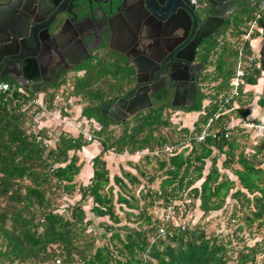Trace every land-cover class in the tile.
<instances>
[{
    "label": "trees",
    "instance_id": "trees-1",
    "mask_svg": "<svg viewBox=\"0 0 264 264\" xmlns=\"http://www.w3.org/2000/svg\"><path fill=\"white\" fill-rule=\"evenodd\" d=\"M257 7L258 3L233 12L224 21L219 35L226 37L229 29L237 35H242V26L254 19ZM257 25H264V10ZM259 34L255 31L251 39L257 38ZM215 45L216 42L211 45L210 51ZM220 45L222 50L214 70L211 75L208 73L203 76L201 82L206 79L220 81L215 90L225 92L229 88L228 82L234 71L232 59L236 57V45L226 41V38ZM244 49L245 54H251L249 42L244 44ZM115 67L114 63L107 61L99 74L108 75ZM259 77L260 70L253 69L244 76L243 81L246 85L253 86ZM90 79L91 77L76 79L71 93L73 96L83 95L89 101L80 110V117L92 121L98 127L94 134L101 146V152L91 159L93 174L87 185L75 182L82 167L76 153L90 143L86 142L82 135L74 137L55 130V141L51 149L45 151L35 143L32 135L26 133L28 111H23L18 103L20 99H26L33 93L27 96V93L12 81L3 80L13 88V97L8 99L6 94L0 93V264H54L56 259H60L61 264H228L225 247L216 239L207 237L198 227L188 226L181 229L180 226L171 225L163 235L165 238L157 237L155 241H149L152 232H158L167 225L162 223L156 227L158 221H151L144 208L139 211L137 217L149 226L147 229L123 225L119 227L124 231L121 235L119 229L107 225L105 230L110 232L108 244L94 247L93 241L88 242L85 227L89 221L85 220L86 213L77 202L91 199L90 211L96 217H107L112 224L120 222L119 215L115 213V203L124 204L130 210L139 209V199L125 193L129 192L130 186L140 185L141 180L125 171H122V176L127 183L123 178L114 176V185L120 192L114 202L113 187L109 185V172L106 163L101 159L102 155L109 151L118 155H134L136 151H151L164 143L174 141L157 132L170 126L162 108L137 114L133 117L132 127H129L127 121L119 124L107 116H102V106L107 102L112 104L115 99H108L107 93L112 97L124 88L99 86L92 89ZM57 88L58 86L54 89ZM242 89L243 87L240 88ZM250 96L249 94L247 100L239 105L242 116L248 114L244 107L250 102ZM202 101L203 95L200 93L196 105L184 111H200ZM258 102L260 106H264V99ZM203 121L204 118H201L194 124L195 130H198ZM111 126L121 127V132L115 135L110 130ZM188 131L187 128L179 129V137ZM260 141V150L255 154L263 155L264 137H261ZM236 148L234 138L224 142L208 139L203 144H192L187 155L183 152L170 158L169 164L157 157L155 160H160L159 167L165 170V178L159 185V191L152 192L149 206H152L155 198H163L165 202L173 200L182 191L201 180L199 187L190 191L193 198L198 200V209L203 215H207L221 210L229 192L239 185L230 197L238 203L239 211H245V226H264V169L255 167L252 159L246 157L243 152L235 154ZM215 150L224 153L221 165L223 169H232L235 162L240 165L241 169L233 170L238 183L220 173L216 165L218 154H213ZM83 151L86 154L87 149ZM147 157H138L136 161L141 176L144 170L140 166ZM209 158L208 172L203 174L206 160ZM121 189L126 192L120 191ZM55 191L67 194L77 192L79 199L70 208L69 217L56 209L50 197ZM150 196L147 191L140 199L145 200ZM132 201H135L134 204ZM133 216L135 214L132 212L126 213L128 218ZM159 234L157 233L158 236L161 235ZM246 250L238 255L233 264H255L257 247ZM138 253L146 255L147 259L137 257Z\"/></svg>",
    "mask_w": 264,
    "mask_h": 264
},
{
    "label": "flooded vegetation",
    "instance_id": "flooded-vegetation-1",
    "mask_svg": "<svg viewBox=\"0 0 264 264\" xmlns=\"http://www.w3.org/2000/svg\"><path fill=\"white\" fill-rule=\"evenodd\" d=\"M185 1V7L179 0L163 11L153 0L152 15L143 0H12V22L21 38L12 43V56L0 63V79L25 92H49L67 76L94 75L97 83L108 78L105 86L124 88L108 97L115 99L102 106V116L108 117L106 107L128 93L127 100L138 94L147 95L150 103L152 97L165 103L147 110L193 114L184 110L200 96L211 52L221 44L229 1ZM107 61L116 67L100 75Z\"/></svg>",
    "mask_w": 264,
    "mask_h": 264
},
{
    "label": "rangeland",
    "instance_id": "rangeland-1",
    "mask_svg": "<svg viewBox=\"0 0 264 264\" xmlns=\"http://www.w3.org/2000/svg\"><path fill=\"white\" fill-rule=\"evenodd\" d=\"M241 29H247V24L243 25ZM226 41H231L234 43V46L238 43H241V37L240 35H237L232 29H229L227 31L226 35ZM234 58V57H233ZM232 61H235V58L232 59ZM217 63V62H216ZM211 75V73H210ZM94 75H91V86L92 89L99 88V86L104 88L105 82L108 80V78H105L101 83H97L98 81L94 78H92ZM76 78L72 76H67L66 81L63 83L62 86L58 87L57 89H52L49 92H44L45 97L47 99H50V96L52 95H60L62 96L63 100L68 101L69 104H67V107L70 111H72L70 114L66 115V119L64 123L61 124L57 122L50 121V119H47L45 121V125L51 124V122L54 123V125L51 127V130L54 129L56 131H61L63 128L70 133L72 136H77V131L85 132L86 134L93 135L92 141L89 142V145H92L93 141H96L95 137V130L98 128L95 123L92 121H87L86 119L80 117V110L86 106L89 101L83 97V95L79 96H73L71 95L73 91V84L75 83ZM41 91H39L40 93ZM107 96H110V93H107ZM49 103V102H48ZM57 113V112H56ZM63 115H61L62 117ZM60 117V118H61ZM164 117H166L169 120L170 126L168 128H161L157 132H159L161 135L168 136L169 138L173 139L174 141H177L179 138V129H184L191 126L193 122L197 119L196 113H188V114H182L177 113L176 111H173L172 114H165ZM63 118V117H62ZM129 123V127L133 126V118L127 120ZM43 125V124H42ZM67 125L68 127H65ZM68 128L70 131H68ZM110 130H112L115 135H118L121 131V127L119 126H111ZM235 135L232 136V138ZM181 137V136H180ZM85 141L86 139L83 138ZM87 142V141H86ZM92 143V144H91ZM81 152V151H80ZM78 154V162L81 163L82 161L84 163H88V158H82ZM142 157V155H141ZM146 157V156H145ZM223 159V156L218 155V159ZM160 160L150 159L147 157L145 161L141 164L140 168L144 170V174L141 176L139 173V170L136 171L137 175L139 176V179L141 180L140 185H133L129 192L123 191L122 189L120 191L128 193V195H132L133 198L139 199L138 200V207L139 209L130 210L125 207L124 204H117L115 203V213L119 215L120 222L118 224H112V222L109 221L107 217L99 218L96 217L91 211L92 202L91 199H86L84 201H79V203L82 208L84 209L86 213V221H89L88 224H86V237L88 242L93 241L94 247L108 244V238L110 236V232H107L105 230L107 225H112L113 227H116L119 229V227L123 225H127L128 227L132 228H143L147 229L149 227L148 225L143 224V220L141 218L138 219L137 215L141 209L146 210V214L150 216L151 221L157 220L158 223L156 224V227L162 223H165L164 219V211L166 207V202L163 198L156 199L152 206H149L150 199H152V192L159 191V185L161 181L165 178V174L163 169H160L159 163ZM218 164V162H217ZM220 164V163H219ZM218 164V165H219ZM209 166V161L207 160L205 163V167L203 170V174L206 173L207 167ZM134 167V164L129 162V169H132ZM234 167V166H233ZM232 169H222L220 166H218V169L220 173H224L227 177H229L231 180L235 179L233 175ZM134 169V168H133ZM136 170V169H135ZM125 172L130 173L129 170H126ZM119 176L122 178V171L119 173ZM141 176V177H140ZM143 178V179H142ZM152 179V180H151ZM124 180V178H123ZM127 181V180H126ZM200 181H196L192 186H190L189 189H186L185 191L181 192L179 196L171 201V207H172V219H170L172 226L168 225L164 228V233L169 230L171 227H198L203 230L205 235L207 237H211L212 239H216L218 243L222 244L226 249V259L228 260V264H233L235 260L238 258V255L240 253H245L247 250L251 247H257V254L255 256V264H264V226L257 227L256 224H253L251 227H246L244 220H243V213L245 211H239L238 203L234 198L230 197V194L233 193L237 188L235 186L234 189H232L229 193V196L225 200V204L222 207L221 210L216 212H211L207 215H203L202 212L198 209V200L193 198V195L190 191V189L194 187H199ZM129 186V185H128ZM114 190L117 191L116 188L113 187ZM148 191L150 197L146 198L145 200H141L140 198L142 195H145ZM113 195L115 197V193L113 192ZM49 196V195H48ZM50 197L52 201L54 202V205L58 212L64 213L66 217H69V211L70 208L76 204V201L79 199V196L77 192L72 194L62 193L60 191H55L53 194H50ZM135 201H132L131 203L134 204ZM132 212L135 214L133 217H126V213ZM9 224V222H8ZM162 227V226H161ZM121 235L124 234V231L122 229L118 230ZM158 232H152L151 236L148 238L149 241H155L157 237H160L161 239L165 238L162 234L160 236L157 235ZM117 246L119 245L116 243ZM110 247V246H109ZM137 257H142L144 259H147L146 255H141L138 253ZM50 264V263H46ZM52 264V263H51Z\"/></svg>",
    "mask_w": 264,
    "mask_h": 264
},
{
    "label": "built area",
    "instance_id": "built-area-1",
    "mask_svg": "<svg viewBox=\"0 0 264 264\" xmlns=\"http://www.w3.org/2000/svg\"><path fill=\"white\" fill-rule=\"evenodd\" d=\"M263 10L264 0L258 3L257 11L254 12V19L247 23V29H244L243 34L240 35L241 43L236 45L234 71L228 82V90L225 92H217L215 90L220 81L215 82L210 79L202 81L200 85V92L203 95L202 107L200 111L195 112L197 119L191 124L189 131L182 134L177 141L164 143L160 147L154 148L151 151H136L134 156H148L150 159H158L157 157H160V160L169 164L170 158L183 152L184 155H187L194 143L203 144L208 139L212 141H230L232 136L238 134L241 130L264 131V125L237 120L232 114L235 109H238L236 104L242 97L241 93L243 94L244 87L246 85L243 81L244 76L253 69H259L258 56L254 57L252 55L245 54L244 44L251 40L255 31L259 33L263 32L264 25L263 27H259L257 25V21L261 18ZM224 38L226 37L220 36L221 44L224 41ZM221 50V45H218L211 52L207 74L212 73L214 70ZM241 87H243L242 90H240ZM19 89L22 90L21 88ZM0 93L6 94L7 98L10 99L13 97V88L6 82H0ZM26 93L28 96L29 93ZM18 103L22 107L23 111H28L29 118L26 123V133L28 135H32L35 143L39 144L45 151L50 150L55 141L53 134L56 132L54 129L51 130V127L54 125V121H58L61 124L67 120L66 115L72 112L67 107L69 102L63 100L60 95H53L52 99H47L44 92H40L33 93L32 96H28L26 99H20ZM61 115H63V118ZM201 118H204V121L199 124L198 130H195L194 124ZM47 119H50V121L53 122L46 126L44 123ZM65 127L68 126L66 125ZM61 131L64 134H70L65 130V128ZM68 131H70L69 128ZM77 134L82 135L87 142H91L94 137L93 135L80 131H77ZM171 201L172 200L169 199L166 202V209L163 214L165 219L164 221L167 226L173 224L170 221L173 214L172 207L170 206ZM181 229H184V226H182ZM159 233L164 235L163 227L159 229ZM54 264H61L60 259H56Z\"/></svg>",
    "mask_w": 264,
    "mask_h": 264
},
{
    "label": "crops",
    "instance_id": "crops-1",
    "mask_svg": "<svg viewBox=\"0 0 264 264\" xmlns=\"http://www.w3.org/2000/svg\"><path fill=\"white\" fill-rule=\"evenodd\" d=\"M249 46H250V51H251L250 55L257 57L260 49L264 47V32L260 33L257 38L251 39L249 41ZM249 94L251 95L250 100H249L250 102L244 107V109L248 112V114L246 116L244 115L242 116V112L239 110L240 109L239 105L242 102H245L247 100V98L249 97ZM260 99H264V76L262 75L261 71H260V77L257 79L256 85H253V86L245 85L242 97L240 98L239 101H237V104H236V106H238V109H235L232 114L235 116L237 120H243L247 122H253L258 125L260 124L264 125V106L259 105L258 101ZM261 137H264V131L241 130L233 138L237 144L235 154L243 152V154L246 157H249L252 159V163H254L255 167H260L264 169V154L263 155L261 153L255 154L256 151L260 150L259 148L261 147V144H262L260 141ZM92 143H91L92 145H87L83 147L81 152H79L80 157L89 159L88 163H84L83 161L81 162L82 163L81 172L75 179V182L82 184V185H87L89 183V179L92 177L93 170L91 166V159L99 155V153L101 152V146L99 142L93 141ZM84 149H87L86 154L83 151ZM213 152H214L213 153L214 155L217 153L218 155H221V157L223 156V159L221 158L218 159V155H217V162L218 164L219 163L220 164L219 165L216 164V165L217 167L218 166L221 167L222 162L224 161V153L218 152V150H215ZM263 152H264V148H263ZM254 154L256 156H254ZM211 157H213V155ZM101 159L106 163V168L109 172V179H110L109 185L117 189V191L113 189V192L115 193V197H114V202H115L119 189L116 185H114L113 177L117 176L121 178L119 176V173L121 171L129 170L130 174L136 176L139 179V176L136 173V171L138 170L137 168L138 165L136 164L138 157L134 155H128V154L118 155V154H115L109 151V152L104 153ZM208 161H209V166H210V158L208 159ZM129 162L134 164V167H133L134 169L133 168L129 169ZM209 166L207 167L206 173L208 172ZM233 166L235 169H241L240 165L237 162H235ZM234 178L235 179H233L232 181H234L235 183H238V179L235 175H234ZM124 182L127 183L125 179H124ZM239 187H240L239 185L236 186V188H239Z\"/></svg>",
    "mask_w": 264,
    "mask_h": 264
},
{
    "label": "water",
    "instance_id": "water-1",
    "mask_svg": "<svg viewBox=\"0 0 264 264\" xmlns=\"http://www.w3.org/2000/svg\"><path fill=\"white\" fill-rule=\"evenodd\" d=\"M163 11L172 10V6L174 5V1L179 0H157ZM184 7L186 6L185 0H180ZM229 5L225 9L224 18H228L233 12L238 11L243 8H247L251 5L261 2L262 0H228ZM12 0H2L0 1V63L3 62L4 59H9L12 56V43L14 44L16 39H20L21 36L18 35L15 31L16 26L12 22V18L16 15V8L12 4ZM145 5V10L150 14H154L156 10L153 0H143ZM17 6V5H16ZM210 6L206 7L208 12L207 16H209ZM155 9V10H154ZM258 61H259V70L264 76V47H262L258 53ZM5 79H0V82H4ZM181 93L179 89L176 91ZM28 93H39V91H32ZM130 94V93H128ZM125 94L124 97L116 99L115 103L108 108L106 107L105 112L108 115V118L112 119L116 122L124 123L127 118L136 115L137 113L147 110L151 107H157L165 103L159 102L156 98L152 97V103L149 102L147 95L140 96L135 94L130 99H125L128 95Z\"/></svg>",
    "mask_w": 264,
    "mask_h": 264
}]
</instances>
